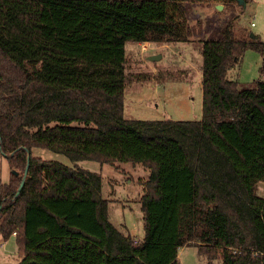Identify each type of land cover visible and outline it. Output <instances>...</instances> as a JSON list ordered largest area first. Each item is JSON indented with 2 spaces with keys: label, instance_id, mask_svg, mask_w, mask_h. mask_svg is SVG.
Masks as SVG:
<instances>
[{
  "label": "trees",
  "instance_id": "trees-1",
  "mask_svg": "<svg viewBox=\"0 0 264 264\" xmlns=\"http://www.w3.org/2000/svg\"><path fill=\"white\" fill-rule=\"evenodd\" d=\"M222 1L0 0V153L12 169L0 235L15 238L17 264H181L190 246L210 262L264 264V80L229 77L248 50L264 63V42L230 28L203 41L201 120L124 114L127 43L188 42L184 4ZM35 148L147 167L144 238L110 222L101 174Z\"/></svg>",
  "mask_w": 264,
  "mask_h": 264
},
{
  "label": "rangeland",
  "instance_id": "rangeland-1",
  "mask_svg": "<svg viewBox=\"0 0 264 264\" xmlns=\"http://www.w3.org/2000/svg\"><path fill=\"white\" fill-rule=\"evenodd\" d=\"M223 8H219V6ZM192 36L188 42L135 43L126 46V74L124 114L128 120L199 121L203 116L202 48L203 41L221 40L222 30L230 28L235 39L249 41L255 35L264 42V0H223L216 4L185 3ZM254 24V26H252ZM159 61L151 62L152 56ZM262 55L246 51L230 79L250 85L264 80ZM33 156L45 161L59 162L68 167L78 166L103 177L102 198L109 203V220L118 229L137 239L144 238L141 207L143 184L150 170L141 164L114 163L102 165L97 161L74 163L68 156L40 148ZM12 169L0 153V186L9 183ZM264 194V183L260 184ZM3 245L5 248H2ZM22 260L15 238L8 243L0 235V264H17ZM181 264H219L200 257L194 246L184 247L179 253Z\"/></svg>",
  "mask_w": 264,
  "mask_h": 264
},
{
  "label": "water",
  "instance_id": "water-1",
  "mask_svg": "<svg viewBox=\"0 0 264 264\" xmlns=\"http://www.w3.org/2000/svg\"><path fill=\"white\" fill-rule=\"evenodd\" d=\"M240 4H245V0H237ZM219 8H223L221 5L219 6ZM252 38L255 39L256 36L255 35H252ZM162 57L160 55H157V56H152L149 58V60L151 62H156V61H159ZM19 150V149H18ZM30 160H31V154L28 153V164H27V167H26V173L24 175V178H23V181H22V184L18 190V193H20L25 185V181H26V178H27V175H28V171H29V166H30Z\"/></svg>",
  "mask_w": 264,
  "mask_h": 264
},
{
  "label": "built area",
  "instance_id": "built-area-1",
  "mask_svg": "<svg viewBox=\"0 0 264 264\" xmlns=\"http://www.w3.org/2000/svg\"><path fill=\"white\" fill-rule=\"evenodd\" d=\"M252 26H254V24H252ZM135 243H138V240H135Z\"/></svg>",
  "mask_w": 264,
  "mask_h": 264
},
{
  "label": "crops",
  "instance_id": "crops-1",
  "mask_svg": "<svg viewBox=\"0 0 264 264\" xmlns=\"http://www.w3.org/2000/svg\"><path fill=\"white\" fill-rule=\"evenodd\" d=\"M6 243H8V242H6ZM1 247H2V248H5L3 245H1Z\"/></svg>",
  "mask_w": 264,
  "mask_h": 264
}]
</instances>
